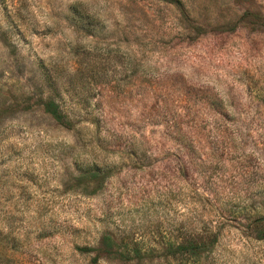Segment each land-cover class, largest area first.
<instances>
[{
  "label": "rangeland",
  "instance_id": "obj_1",
  "mask_svg": "<svg viewBox=\"0 0 264 264\" xmlns=\"http://www.w3.org/2000/svg\"><path fill=\"white\" fill-rule=\"evenodd\" d=\"M0 264H264V0H0Z\"/></svg>",
  "mask_w": 264,
  "mask_h": 264
},
{
  "label": "trees",
  "instance_id": "obj_2",
  "mask_svg": "<svg viewBox=\"0 0 264 264\" xmlns=\"http://www.w3.org/2000/svg\"><path fill=\"white\" fill-rule=\"evenodd\" d=\"M82 6L83 3L78 1L75 3V6ZM88 8H85L84 11L80 14V19L81 20H87L88 21V25H90V23L92 24L93 21H99L101 19V16L98 14L97 10H87ZM86 31L89 34H94V30L93 27L90 26H86ZM44 108L45 110L50 113L53 118H55V120L58 123L64 124L65 119H66V115L62 113L60 105L52 98H48L45 102H44ZM192 245V244H189ZM180 247H183V245H179ZM77 250H79L81 253H90L92 252L94 249L88 246H77L76 247ZM190 249H194V248H190ZM96 256L93 258V261H96Z\"/></svg>",
  "mask_w": 264,
  "mask_h": 264
}]
</instances>
